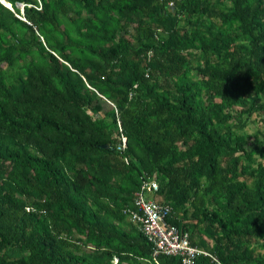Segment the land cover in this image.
I'll use <instances>...</instances> for the list:
<instances>
[{"label":"trees","instance_id":"trees-1","mask_svg":"<svg viewBox=\"0 0 264 264\" xmlns=\"http://www.w3.org/2000/svg\"><path fill=\"white\" fill-rule=\"evenodd\" d=\"M7 1L0 264H183L124 213L144 177L193 245L264 264V0Z\"/></svg>","mask_w":264,"mask_h":264},{"label":"built area","instance_id":"built-area-1","mask_svg":"<svg viewBox=\"0 0 264 264\" xmlns=\"http://www.w3.org/2000/svg\"><path fill=\"white\" fill-rule=\"evenodd\" d=\"M5 6L13 10L7 0H0ZM35 8L42 9V2L38 0ZM23 8L24 4H19ZM26 20L25 18L21 17ZM123 139V147L126 148V138ZM159 189L158 183L149 177L142 179V186L137 192L134 206L126 208L124 213L128 218L137 224L144 233L149 242L153 245V256L157 258L160 255L175 256L182 259L183 264H194L200 256H207L213 259L217 264H222L211 252L199 248L192 244L190 234L183 232L177 226L170 224L168 218L172 215L171 206L162 204L149 195ZM118 262V260H115Z\"/></svg>","mask_w":264,"mask_h":264},{"label":"rangeland","instance_id":"rangeland-1","mask_svg":"<svg viewBox=\"0 0 264 264\" xmlns=\"http://www.w3.org/2000/svg\"><path fill=\"white\" fill-rule=\"evenodd\" d=\"M21 7L22 13H23V8L21 5H19ZM108 103V102H107ZM109 104V103H108ZM105 104L106 109H108L110 107V104ZM258 120L257 116L254 115L252 118L251 123H249L248 127L243 131V134H249L251 136H256L259 133H261L263 131V127L262 125L256 123V121ZM150 198H154L153 194L149 195ZM264 252V251H262Z\"/></svg>","mask_w":264,"mask_h":264}]
</instances>
